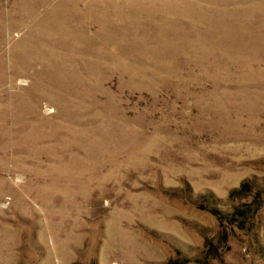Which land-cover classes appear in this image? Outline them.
Returning a JSON list of instances; mask_svg holds the SVG:
<instances>
[{
    "label": "rangeland",
    "instance_id": "374dc122",
    "mask_svg": "<svg viewBox=\"0 0 264 264\" xmlns=\"http://www.w3.org/2000/svg\"><path fill=\"white\" fill-rule=\"evenodd\" d=\"M0 264H264V0H0Z\"/></svg>",
    "mask_w": 264,
    "mask_h": 264
}]
</instances>
